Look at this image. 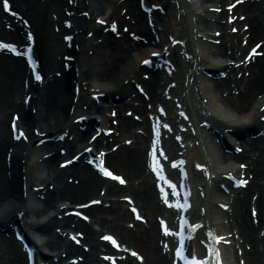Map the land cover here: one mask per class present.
<instances>
[{"label":"bare ground","instance_id":"obj_1","mask_svg":"<svg viewBox=\"0 0 264 264\" xmlns=\"http://www.w3.org/2000/svg\"><path fill=\"white\" fill-rule=\"evenodd\" d=\"M11 1V11H15L18 18L10 16L0 3V42L9 40L17 49L27 43L23 19H31L35 12L39 13L41 3L49 13H54L50 18L51 23L52 19H56L54 23L60 26L61 31L77 33L73 46L77 44L79 48L72 51V55L78 63V71L74 66L68 72L62 68L65 61L60 56L67 47L54 33L51 34V51L44 62L46 75L43 81L31 79L27 62L22 57L0 52V225L9 228V225L13 227L19 224L25 228L31 242L38 246V256L44 264L50 256H57L58 259L50 260L47 264H71L67 260L76 255L82 256L80 264H101L98 261L99 251L105 243L98 240L101 234H97L99 231L94 229L92 220L101 228L116 233L122 242L141 251L143 264H169L170 260L160 250V235L154 225L160 211L148 182L144 158L146 136L135 132L137 128L148 126L150 115H155L148 108L152 100H146L137 92L135 99L127 103L114 100V97L118 94L122 99L135 92L131 81H141L144 67L137 65L149 54L151 46L148 43L151 40L154 47H161L162 43L164 48L177 52L179 47L169 43L166 38V33L172 31L175 35L173 40H178L180 51L185 54V63L181 62L177 74L183 83L186 93L184 101L191 119L183 127L188 126L187 130L196 131L191 137L185 132L183 141L186 146L195 143L196 139L201 141V155L198 153L195 156L193 152L198 150L187 148L190 165L195 156L193 160L207 165L214 175L205 187V200H201L206 212H201L197 217L203 218L204 228H214L219 235H228L225 240H231V244L226 249L234 256L233 262L240 264L243 259V264H264V137L242 139L250 130L262 128L259 117L264 114V54L254 58L255 63L250 65L241 61L246 48L264 37V0H247L244 4H238L232 10V15L239 12L240 15L232 21L227 17L229 11L223 10L228 4L227 0H176V11L171 10L176 17L172 19V26L162 20L165 16H158L154 11L151 16L156 18L153 19L156 27L152 28L147 26L151 16L142 11L138 0ZM157 1L164 3L167 0ZM81 7L83 12L79 14ZM214 7L217 10L221 7L222 11L217 13ZM93 18L102 19L104 23H116L118 33L127 25L128 31L135 32L141 41L129 39L125 32H122V38H117L116 31L107 32L105 25L95 22ZM63 20L72 21V27H65ZM232 27H236L238 32H231ZM84 29L92 32L90 37L84 36ZM215 31L221 32L219 36ZM154 34L160 38L157 44ZM208 37L220 40V44L209 42ZM244 38H247L246 45L242 44ZM261 46L259 50H264V45ZM207 69L224 71L227 75L208 78L204 72ZM154 75L144 81L148 93L153 98L158 94L159 101L170 104L166 99L167 90H170L166 75ZM126 78H129V82H124ZM75 83L81 89L76 100L71 89ZM85 85L88 89L95 88L93 93L105 94L101 106L87 98ZM27 94L29 98L26 101ZM135 100L140 101L138 106L132 104ZM126 106L135 114L144 116V121H135L123 115ZM106 110L117 113L118 124L115 128L119 136L112 141H120L122 137L123 140L134 139L132 145L122 146L117 152L110 150L106 157L108 165L127 178L129 185L126 187H119L115 182L104 179L84 159L80 160L79 165H61L62 158L67 160L79 153L87 160L81 151L89 146L91 129L97 123L106 126L112 122ZM167 113L162 121H169L174 130H178V115L174 116L170 111ZM94 114L101 119L96 122ZM13 115L18 121L16 136L11 128V122L16 121ZM79 115L88 119L75 123L74 118ZM204 122L210 124L209 129ZM78 126L86 128L81 130ZM20 128L24 134L19 135ZM49 133H63L64 139L42 141V134ZM220 133L224 135L221 140L227 144L234 138L241 139L239 145L244 148L243 153L224 151L215 140ZM103 140L107 138L100 137L90 145L98 151ZM164 145L170 153L176 142L169 138ZM112 146L108 141L106 150ZM59 147L67 150V156H60ZM7 155L12 158V167H9ZM245 162L248 168L244 173H251L252 180L247 189L233 191L235 195L231 199L218 184L226 182L223 178L226 172L240 173L241 169L236 163ZM120 193L134 196L141 203L143 211L149 214V219L154 217L149 230L141 229V224H138L139 230L126 227L129 214L122 209V204L114 201L109 207L101 205L78 209L92 217L89 223L68 215L69 211L77 209L74 204L85 203L94 195L99 198L103 194L107 201V198L111 200L114 194ZM253 195H257V199ZM226 200L230 201L231 210L216 207L218 201L227 203ZM252 205L258 209L256 218L250 214ZM225 219L228 222H222ZM65 231L68 235L82 231L85 234L83 243L89 245L90 249L73 244L64 235ZM240 249L242 252L239 255ZM24 258V252L12 236L0 237V264H24ZM132 261L128 257L123 264H133Z\"/></svg>","mask_w":264,"mask_h":264},{"label":"rangeland","instance_id":"obj_2","mask_svg":"<svg viewBox=\"0 0 264 264\" xmlns=\"http://www.w3.org/2000/svg\"><path fill=\"white\" fill-rule=\"evenodd\" d=\"M170 7L167 8V16L170 19ZM39 15L36 17V21L34 22L35 31L37 32L38 42H40V56L41 60L44 62V59L47 56L48 48L51 44V34L53 33V27L50 22V13L48 9H46L45 5H41L38 8ZM94 19V18H93ZM95 21V19H94Z\"/></svg>","mask_w":264,"mask_h":264},{"label":"snow or ice","instance_id":"obj_3","mask_svg":"<svg viewBox=\"0 0 264 264\" xmlns=\"http://www.w3.org/2000/svg\"><path fill=\"white\" fill-rule=\"evenodd\" d=\"M4 5H5V7H8V0H4ZM153 55H159L158 53H153ZM144 63H146V64H148V63H151V59H148V60H145L144 61ZM39 78V77H38ZM101 155H103L102 153H101ZM65 163H68L67 161H65ZM202 167V166H201ZM104 172H105V174H107V175H109V176H112L113 175V173H111L110 171H108L107 169H104ZM116 179H121L119 176H117L116 177ZM241 183H243V181H241ZM179 206V205H178ZM190 227H194V226H191L190 225ZM165 231L167 232V231H169L167 228L165 229ZM109 239H111V237H108ZM217 239H220L219 237H217ZM177 255H182V250H180V249H178L177 250ZM182 258L186 261V262H188V257L187 256H183L182 255ZM190 264H202V262H200V261H195V259L193 258V261L192 262H190Z\"/></svg>","mask_w":264,"mask_h":264}]
</instances>
